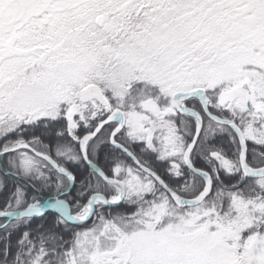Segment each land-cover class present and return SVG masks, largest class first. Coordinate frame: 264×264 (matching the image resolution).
I'll return each mask as SVG.
<instances>
[{
	"label": "snow or ice",
	"instance_id": "6c2138e0",
	"mask_svg": "<svg viewBox=\"0 0 264 264\" xmlns=\"http://www.w3.org/2000/svg\"><path fill=\"white\" fill-rule=\"evenodd\" d=\"M0 264H264V0H0Z\"/></svg>",
	"mask_w": 264,
	"mask_h": 264
}]
</instances>
